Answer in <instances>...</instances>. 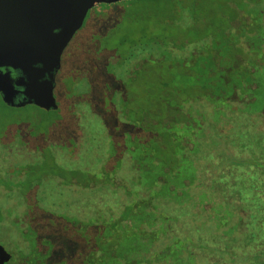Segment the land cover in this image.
<instances>
[{"label":"trees","instance_id":"16d2710c","mask_svg":"<svg viewBox=\"0 0 264 264\" xmlns=\"http://www.w3.org/2000/svg\"><path fill=\"white\" fill-rule=\"evenodd\" d=\"M130 1L158 2L155 5L161 10L165 6V13L159 18L150 4L117 12L122 16L117 27L124 33L113 31L100 48V54L114 59L104 72L107 82L108 78L120 82L113 68L134 78L162 61L168 74L162 89L153 93L163 108L159 127L154 118L147 124L145 112L131 108L120 84L117 98L112 96L106 109L118 112L115 102L119 103L126 116L114 119V124L103 123L112 143L110 155L90 171L69 167L71 177L62 179L68 189L75 184L82 194L110 189L106 192L122 196L118 210L103 206L78 214L55 208L56 202L49 206L43 197L44 177H21L23 171L13 163L0 165V188L5 190L0 226L1 214L12 209L3 207L9 198L26 206L18 212L26 222L18 229L25 247L15 250L10 261L15 257L16 264H264V146L261 152L251 147L245 153L234 149L229 139L237 119L264 117V0H225L219 9L209 5L210 18L201 16L204 2L122 0L94 6L87 22ZM72 41L63 52L56 81L66 69L63 56ZM155 52L159 57L153 59ZM89 86L91 90L93 84ZM66 103L49 112L66 113ZM88 104L93 107L91 100ZM17 109L0 97V112ZM71 109L75 130L71 136L76 141L81 128L75 116L82 109ZM93 109L107 116L102 109ZM131 112L135 115L127 116ZM1 119L5 120L0 122V148L5 150L25 132L17 128L19 121L9 124L0 115ZM138 133L148 135L141 138ZM4 134L9 137L3 139ZM243 170L248 177H241ZM178 209H188L193 218L183 220ZM205 232H211L214 241Z\"/></svg>","mask_w":264,"mask_h":264},{"label":"rangeland","instance_id":"374dc122","mask_svg":"<svg viewBox=\"0 0 264 264\" xmlns=\"http://www.w3.org/2000/svg\"><path fill=\"white\" fill-rule=\"evenodd\" d=\"M192 1L197 4L201 2L206 4L202 8L203 13L201 15L206 18H210L206 13L209 5L218 9L220 6L222 8L225 7V0ZM155 3L158 2H148L147 4L152 5L154 11H157V16L160 18L165 13V6L161 10ZM147 4L130 1L122 5L118 11L113 9L110 15H101L90 23L87 22L89 11L80 28L84 31L79 34L77 31L73 36V41L71 40L72 43L69 45L70 48L68 47L63 56L66 69L61 74L60 80L58 77L56 81L54 95L58 106L67 102L68 109L71 107V110L75 108L78 110L82 109L75 116L80 121V123L78 121L77 123L79 124V128H81L78 130V139L76 141L71 136V133L75 131L72 128L74 116L73 112L68 109L66 113L62 114L49 111L44 112L45 110H40L41 108L35 105H26L19 107L17 110L0 112L3 118H7V123L9 124L19 121L17 128L25 132L22 133V136L19 135L22 140L16 137L13 142L7 144L9 148L5 150L0 148V165H10L13 163L16 170L23 171L21 177H44L47 184L43 187L45 189L43 197L49 206H53L52 204L56 202L59 205L55 206V208L63 209V211H74V213L78 214H82V212L88 211V209H100L103 206H111L114 210L119 209L122 196L117 198L111 193L106 192V190L111 191L110 189L103 188V191L98 190L82 194V189L75 190V184L72 185L74 188L70 185V188L73 189H68V186L63 185L62 179L64 177L66 179L71 177L68 173L69 167H83L86 168L85 170L90 171L99 165L101 159L110 155L112 143L108 140L109 135L106 133L103 123L108 121V123L114 124V119L122 120L126 116V113L121 112L119 103L115 102L118 112L109 113L106 109L107 106L111 105L109 102H113L109 99L112 96L117 98L116 93L119 91L120 84L124 86V91L127 97L130 98L129 104L131 108L137 109L136 113L140 112V114H144L143 112H145L147 118L145 123L148 122V119L154 118L158 123L155 127H159V121L163 118V108L158 102L156 103L153 93L154 91L159 92L162 89L161 85L168 74L164 71V63L161 61L159 62L161 66L144 72L140 71L134 78L126 77V75L121 76L118 74L116 68L111 67L120 82L117 81V78H108L107 82L104 68L107 67L106 65L109 60L114 59L107 57V53L105 52L100 54V48L103 46L107 35L110 36L115 30L116 34L124 33L121 27H117L116 21L122 16L119 17L116 14H120V11L122 13L126 9L133 10L139 9L141 6H150ZM97 5H95L96 8ZM162 37L164 36L162 35ZM75 39L76 41H74ZM177 40L180 41V38ZM110 41L113 44V40L110 39ZM154 54L155 57L153 59L159 57L158 53L155 52ZM178 78L184 79L181 76ZM89 82L93 84L91 90ZM106 82L107 85L105 87ZM88 100H91L93 107L96 106L97 109H102L103 112H106L107 116L97 114L93 107L88 104ZM139 101L142 103L141 107H138L137 103ZM135 105L139 109L134 108ZM129 115L133 116L135 114L131 112L127 116ZM103 118H106L104 122ZM3 120L5 119H1L0 122ZM155 127L154 130H156ZM138 135L141 138H145L148 134L143 133L140 135L138 133ZM7 137H9L7 134L3 135V139ZM25 137L26 142H23ZM229 139L236 150L246 153L253 147L255 151L261 152L264 146V117L255 120L237 119L230 127ZM18 146L22 150H17ZM135 153H138V149L135 150ZM239 172L242 173L241 177H248L247 174L245 175L244 170ZM59 176L62 178H59ZM147 177H151V175H147ZM4 193L5 190L0 188V204L5 201ZM10 205L12 206V209L9 210L10 212H3L1 214L3 226H0V244L12 254L15 250L18 251L25 247L21 241L18 229L19 226H26V222L21 221V216L18 212L26 209V206L24 204L22 206L15 205L14 198H9L3 204V207ZM177 212L183 220H190L194 216L190 214L188 209H178ZM193 212L196 213L195 210ZM205 236L209 238V241H214V238H211V232H205ZM9 264H16V258L14 257L12 261H9Z\"/></svg>","mask_w":264,"mask_h":264},{"label":"water","instance_id":"95a60500","mask_svg":"<svg viewBox=\"0 0 264 264\" xmlns=\"http://www.w3.org/2000/svg\"><path fill=\"white\" fill-rule=\"evenodd\" d=\"M122 0H0V97L10 107L56 110L61 57L88 11ZM11 253L0 244V264Z\"/></svg>","mask_w":264,"mask_h":264},{"label":"flooded vegetation","instance_id":"af4514ba","mask_svg":"<svg viewBox=\"0 0 264 264\" xmlns=\"http://www.w3.org/2000/svg\"><path fill=\"white\" fill-rule=\"evenodd\" d=\"M10 261V260H9ZM9 261H8V264H9Z\"/></svg>","mask_w":264,"mask_h":264}]
</instances>
